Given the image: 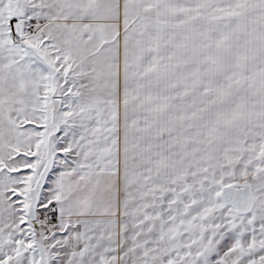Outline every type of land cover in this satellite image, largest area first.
<instances>
[{
  "label": "snow or ice",
  "instance_id": "obj_1",
  "mask_svg": "<svg viewBox=\"0 0 264 264\" xmlns=\"http://www.w3.org/2000/svg\"><path fill=\"white\" fill-rule=\"evenodd\" d=\"M0 264H264V0H0Z\"/></svg>",
  "mask_w": 264,
  "mask_h": 264
}]
</instances>
